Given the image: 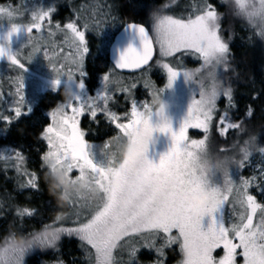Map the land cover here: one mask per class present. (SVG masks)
I'll use <instances>...</instances> for the list:
<instances>
[{
  "label": "snow or ice",
  "instance_id": "obj_1",
  "mask_svg": "<svg viewBox=\"0 0 264 264\" xmlns=\"http://www.w3.org/2000/svg\"><path fill=\"white\" fill-rule=\"evenodd\" d=\"M25 11L30 15V21L21 24L13 22V10L0 8V15L5 16L8 23L7 32L0 36V58H6L10 65L22 70L15 79L13 104L0 110V124L7 130L21 116L31 112L24 98L25 63L19 58V51H12L10 46L12 36L24 32L31 45L27 61L31 62L44 51L54 76L53 90L65 83L75 89L73 100L57 103L49 113L50 123L38 134V139L46 144L40 157V168L46 173L45 182L53 185L58 176L64 175L71 185L87 181L99 193L95 200H87L67 188L58 189L61 195L70 197L71 207L77 209L72 214L75 218L68 226L64 223L65 218L59 215L43 228L54 229L62 236L77 237L90 264H117L116 253L121 249L128 251L127 264H141L138 258L141 248L156 252L157 259L153 264H165V249L173 245H179L182 253L183 258L178 264H264V203L249 191L256 187L264 194V144L260 143V137L264 136V122L247 127L244 120L236 122L232 119L230 110L237 107L235 90L231 82L222 80L219 73L221 68L224 72H235L230 60L234 17L244 19L247 28L264 41V0H199L198 4L189 5L179 14L169 4H162L151 12V34L142 23H127L126 30L135 33L140 47L129 44L120 53L116 64L102 75V87L94 95L88 94L85 83L88 76L85 60L89 52L86 32L92 24L98 27V23L90 22L78 13L75 19L69 18L63 25L54 22V5L46 9L26 7ZM45 28L48 39L42 35ZM34 32L41 35H33ZM57 33L63 35L61 54L59 58H49L47 49L55 45L52 38ZM157 48L161 59L156 63L166 71L167 83L163 88H155L146 81L144 86L151 90L152 97L171 89L180 75L186 82L199 85L198 98L192 99L187 116L177 130L166 117L154 125L152 118L159 114L148 101L132 99L130 113H125L123 118L110 108L113 91L131 97L136 88V83L127 84L118 77L115 69L136 70L147 66L146 70H150ZM178 52L197 55L203 62L201 67L195 71L181 70L164 62V58L173 57ZM198 73L201 79L196 81L194 78ZM205 80L209 83L205 84ZM261 94L256 92L251 99H259ZM221 96L227 100L223 112L217 107ZM85 114H89L97 126L99 121L96 118L103 114L105 120L118 130L101 148L107 160L105 166L97 165L90 156L92 146L86 141L88 133L80 125V117ZM254 114L252 105H246L248 121ZM214 121L221 136L229 130L247 134L248 138L239 146V158L225 155L223 159L213 161L209 157L207 141ZM189 128L202 130L204 138L189 141ZM18 130L21 135L25 134V130ZM154 132L164 133L171 140L158 162L146 155L135 170L119 164L115 150L118 142L135 144ZM232 148L236 149L237 145L233 144ZM253 152L262 157L259 177L241 176L239 182L233 180L230 169L234 167L239 173L251 163ZM0 159L6 163L14 160L18 175L26 177L19 182L20 190H40L37 172L21 168L25 157L20 148L0 150ZM217 172L223 174L222 185L213 180ZM202 190L210 194L212 202L206 209L193 213V206L185 202L183 196L186 193L195 195ZM229 203L235 219L226 226L223 222L218 223L215 214ZM79 209L88 211L84 214ZM15 211L21 220L37 214L36 210L27 207H17ZM206 217L209 220L205 227ZM27 234L35 239L38 249L59 251L56 235L48 239L46 234ZM9 251L7 247L0 249V264H10L12 256L19 261L24 254L22 248L13 250L12 256ZM56 264L64 262L58 259Z\"/></svg>",
  "mask_w": 264,
  "mask_h": 264
},
{
  "label": "rangeland",
  "instance_id": "obj_2",
  "mask_svg": "<svg viewBox=\"0 0 264 264\" xmlns=\"http://www.w3.org/2000/svg\"><path fill=\"white\" fill-rule=\"evenodd\" d=\"M219 2V0H217ZM108 0H3L0 2V8H4L7 10H13L15 13L13 22L15 23H21V24H27L30 21V15L25 11L26 7L29 9L34 8H48L50 6H55L56 12L53 14V21L54 22H60L62 25L68 21L69 18L75 19L76 14L78 13L80 16H82L84 19L89 20L90 22H97L98 27L96 24H92V26L89 28V30L86 32V39L88 43L89 52L86 55V60L89 59L90 62H92L95 66H102L104 61V68L98 71H95L93 78L90 76H87L86 78V90L88 94L94 95L97 90L102 87L101 85V77L104 73L108 72L113 66H111L110 63H108L107 60V51L108 48L111 46L113 41V33L115 32L116 26H114L113 22V16H111V12L109 8H107ZM199 0H162L161 2L153 5L152 10L154 8L159 7L162 4H169V6L175 10V13L179 14L180 12H184L189 5L192 4H198ZM62 8V9H61ZM74 9L76 10L74 12ZM150 10L148 13V22H147V28L151 34V16L150 13L152 12ZM224 11V9H221ZM171 14V13H169ZM84 19L80 21L82 24L84 22ZM238 19L244 20L239 17H234L233 21H236ZM246 22V21H245ZM244 28L243 30H245ZM8 30V23L7 18L3 15H0V36H3ZM83 30V29H82ZM100 31L99 33H97ZM236 34V31L234 32V36ZM33 35H41V33L34 32ZM43 37L45 39H48V32L47 28L44 29L42 33ZM237 36H241L243 41H247L248 36L246 34H240L238 33ZM249 42L250 45L254 48L255 51H258L259 53L264 50V41H262L258 36L254 35V33L249 29ZM55 41V45L50 46L48 51L49 58H59L61 54V48L60 45L63 41V35L61 33H57L55 37L52 38ZM248 42V41H247ZM10 46L12 51H19L20 53V59L23 63H25L26 71L23 72L24 77V98H25V104L26 106L31 108V112L33 110L39 111V119H42V121L47 119V124L50 123V116L49 113L51 110H53L57 103L61 102L63 100L62 97V89L63 85H61L57 90H53L51 86V82L54 79L53 73L51 71L50 67V60L45 58L44 51H41L38 53L31 62H28L26 57L29 52H31V45L27 43V35L24 32H20L18 34H15L11 38ZM64 54H66V46ZM158 59H161L159 57L158 48L155 52V59L153 63L151 64V69L146 70L145 68L142 71L138 72H131L130 74L119 72L115 69V73L118 77L122 78L125 83L131 84L136 83V88L132 90L131 97L128 96L127 93H122L119 91H113V102H110V108L112 111L116 112L118 115H120L122 118L124 117L125 113H130L131 110V102L132 99H135L139 102L148 101L151 103L152 96H151V90L145 88V82L149 81L152 85L155 86V88H163L165 87L167 83V75L166 71L156 63ZM85 60V61H86ZM95 60V61H94ZM62 62V61H61ZM95 62V63H94ZM98 62V63H97ZM164 62H168L172 64L174 67H177L178 69H187L191 71H195L196 69H199L201 67V64L203 63L200 59L197 58V55L192 54L190 52H178L173 57L164 58ZM219 73L222 74L221 78L222 80H226V73L221 68L219 70ZM22 74V70H20L15 65H10L8 60L6 58H0V110L9 107L13 104L15 100V79L18 75ZM196 81H199L201 79V74L198 73L195 78ZM205 84L209 83V81L205 80ZM198 91H199V85L191 82H186L183 75L178 76L177 80L174 82L173 87L171 89H165L163 93V98L169 102L170 107L166 113L167 118L171 121L172 127L174 130L179 129L181 126L183 120L187 116L189 105L194 97L198 98ZM51 98V99H50ZM42 111V112H41ZM31 112H29L27 115H23L19 118L16 123H18L20 120H25L28 116H30ZM44 113V115H43ZM8 115H11V113H5ZM44 116V117H43ZM99 121V126L97 124L93 123L91 121L90 115L85 114L84 116L80 117V125L81 128L84 129L88 135L86 136V141L91 144L90 149V156L93 159L94 163L100 166H105L107 164V160L104 157V155L101 153V148L104 144V142L111 138L112 136H115L118 132L117 129H115L114 124H109L106 120L103 114H100L96 118ZM126 122V121H122ZM152 122L155 125L157 123V118L153 116ZM15 123V124H16ZM13 124L9 129L13 128L15 126ZM46 124V125H47ZM45 125V126H46ZM9 129L4 130L3 125L0 124V141L3 140V137H7V132ZM103 130V132H102ZM101 132V133H98ZM193 136H190L189 133ZM189 141L191 140H200L204 138V133L200 129L195 128H189L187 132ZM209 138L207 141V147H208V153L209 157L215 161V159H223L225 155H229V149L228 145L226 144V139L221 138L218 134V130L216 129L214 122L213 126L210 130V133L208 134ZM154 139L156 140L155 145H151L149 147L148 157L152 159L154 162H158L159 157L161 154L165 153L170 144L171 140L170 137L164 133L154 132L153 133ZM231 143L236 144L237 147L241 146V142L235 140H230ZM38 143L36 146H32L35 148V152L38 156V160L41 155H39V152L41 151V145ZM44 143V142H43ZM225 144V145H224ZM45 150H46V144ZM227 149L228 151H221V149ZM7 148H15L12 145H8L6 147V144L0 143V150H4ZM44 150V151H45ZM238 150V149H237ZM43 151V152H44ZM14 156V153L12 154ZM3 159H0V161ZM251 163L244 168V174H242L243 177L248 178L252 175H256L259 177V167L261 164L262 159L258 158V156L253 155V157L250 159ZM4 161V160H3ZM5 162V161H4ZM14 165V160H10L7 163L0 162V168L2 170L5 169V166L9 167L11 164ZM30 163V162H29ZM21 168L24 169V165L21 164ZM28 171H35L34 168H26ZM1 174H4L6 179L3 175L0 176V179H5L6 181H10V175L11 171H5ZM230 174L233 178V180H236L239 182L240 175H238L237 178L234 176V167L230 169ZM46 176V173H45ZM20 177V175H16L15 180L17 181V185H19V182L25 179L18 180L16 178ZM214 182L217 185H222L223 183V174L222 172H217V174L213 177ZM12 181V180H11ZM259 180L257 181V183ZM18 187V186H17ZM53 187V186H52ZM256 187L250 188L249 191L254 190ZM17 189L16 187L13 188ZM19 189V187H18ZM20 190V189H19ZM257 193H260L259 191H255ZM254 191H251V194L257 195V200L261 203H264V197L259 196ZM18 195H21L23 198L29 196L31 194V191L29 189H24L22 191L17 192ZM60 196H58V199L56 200L55 204H52L49 206V214H44L41 216L38 211H36V215L33 217H26V224L24 227L19 228L16 232L18 233H24L27 234L29 232H33L37 229H41L44 224L51 223L52 220H54L57 216L61 215L62 213L66 214V218L64 220V223L68 226L71 225V220L74 219V215H72L77 209L72 208L71 206H64L63 202L59 199ZM0 195V208L2 206V199ZM13 201V200H12ZM17 203L13 201V206ZM16 209V206H15ZM56 209V210H55ZM35 210V209H34ZM81 213L86 214L88 209H79ZM51 214H53L51 216ZM216 218L218 222H223L226 226L235 219V216L232 212V204H226L224 205L216 214ZM14 216L16 215V211H14ZM51 216V219H49ZM209 218H205L204 224L205 227L207 226ZM5 224V223H4ZM5 230V228H4ZM175 234V233H174ZM1 235V234H0ZM61 241V240H60ZM59 241V242H60ZM80 242V241H79ZM67 241H63L58 245V248L60 251H58V255L56 253H51L52 251L48 250H42L44 251V254H42L40 249H36L32 251L30 254H28L25 257L24 264H56V261L60 258L64 264L68 262L67 264H81L82 261H85V264H90L89 260L85 258V251L84 249L81 254H78V257H76L74 260L73 257H70L68 254V251L70 250L68 246ZM75 248L73 253H76V250H80L81 248H76V244L74 243ZM173 247H176V258L172 256L170 259L166 257L165 264H178L180 260H182V253L180 252L179 245H173ZM146 248H141V250H144ZM81 251V250H80ZM151 251V250H150ZM148 252V249H147ZM155 252V251H154ZM36 254V255H35ZM151 254V253H150ZM157 256L156 253H152ZM129 259L128 251L127 249H121L118 250L116 253V260L117 264H127ZM33 260V261H32ZM83 261V262H84ZM155 260H147L144 264H153ZM53 262V263H52Z\"/></svg>",
  "mask_w": 264,
  "mask_h": 264
},
{
  "label": "trees",
  "instance_id": "obj_3",
  "mask_svg": "<svg viewBox=\"0 0 264 264\" xmlns=\"http://www.w3.org/2000/svg\"><path fill=\"white\" fill-rule=\"evenodd\" d=\"M3 0H0L2 2ZM162 0H108V6L110 10L111 16H113V22L115 28V32L113 33V38L116 37L118 33H120L123 29L126 28V24L130 22H137L142 23L147 28V22L149 11L152 10L153 5L161 2ZM62 9V8H61ZM228 21H225V25L227 26ZM233 25V39L230 44L231 49V56L230 60L232 61V68L235 69V72L229 71L226 73V80L225 82H231L234 90H235V99L237 107L235 109H231V117L234 121L239 122L240 120L245 121V125L247 127H252L259 125L261 122H264V50L262 52L255 51L254 48L250 45L249 42V28L246 26L245 20L238 19L236 21L232 20ZM246 28L245 30H243ZM236 31V34L234 36V32ZM246 34L248 36V42L243 41L241 36H237V34ZM225 35H228V33H225ZM109 49L106 53V57L108 60V63L111 64V66H114L115 63L110 58ZM95 61V60H94ZM102 66H95L92 62H90L89 59L85 61V67L88 72V76L92 77L94 76L95 71L101 70L104 68V61H102ZM95 63V62H94ZM98 63V62H97ZM119 72H122L120 69H116ZM123 73V72H122ZM238 77V78H237ZM261 92V96L257 100H252L251 97L254 93ZM51 99V98H50ZM251 104L253 109L255 110V114L251 121H248V119L245 117V111H246V105ZM227 106V100L225 97L221 96V98L217 102V107L220 112H223V110ZM42 112V111H41ZM39 111L33 110L25 120H20L18 123L15 124V126L7 132V137H3L0 141L1 144H6V147L8 145H12L13 147L20 148L22 150V154L25 157V160L22 162L25 168H34L37 170V174L40 177L39 179V191H31V194L25 198H23L21 195H18L19 190L17 185V181L15 180L16 175H18L16 167L14 165H11L7 167L5 166V169L2 170L0 168V176L4 174H1L5 171H11L10 180L9 182L6 181V179H0V195L2 199V206L0 208V243H3L5 238L10 236V233L16 232L19 228H22L26 224L25 218L21 220L18 216H14L15 206L17 207H27L29 209H35L38 211V213L43 216L45 213L49 214L48 211L49 206L56 203V200L58 199V196H60L59 190L54 189L52 185L45 182V172L41 170L40 164L41 160L35 152V148L32 146L38 145L41 140L38 139V134L42 130V128L47 124V119L42 121V119H39L38 115ZM44 115V113H43ZM219 115V112L217 113ZM44 117V116H43ZM214 125L216 129L218 130L216 126V122L214 121ZM18 129L25 130V134L21 135ZM103 132V130H102ZM98 133H101L98 131ZM189 133L190 136H193ZM219 134V131H218ZM221 138L226 139V144L228 145L229 149V155L228 156H235L236 158H239V147L236 149H233V143H231V139L241 142V146L243 145V141L248 138L246 133H237L235 130H229V132L225 136H221ZM41 151L39 152V155L43 153L45 150V143L41 142ZM260 143L264 144V136L260 137ZM225 145V144H224ZM225 149V147H223ZM238 149V150H237ZM253 155L258 156V158L262 159L259 153L253 152L250 159L253 157ZM41 157V156H40ZM0 162L5 163L3 160ZM30 162V163H29ZM244 174V169L239 170V173L236 168H234V176L235 178L238 177V175L242 176ZM18 180L26 179V177H23L20 175V177L16 178ZM18 186V187H17ZM17 188L14 189L13 188ZM251 191L255 192L258 191L257 188L254 190L251 189ZM250 191V192H251ZM261 197H264V194L257 193ZM257 197V195H256ZM258 198V197H257ZM60 199V197H59ZM15 201L17 204L13 206V201ZM56 210V209H55ZM53 214H51L52 216ZM51 216L49 219H51ZM5 223V224H4ZM219 223V222H218ZM5 228V230H4ZM67 241L69 244L70 250L68 251V254L70 257L75 258L78 257V254L83 253V249L80 247L79 239L75 236L68 237L63 236L61 241L58 243V245L63 242ZM77 245L76 248L80 247L81 251L78 249L76 250V253H73L75 245ZM159 244V241H157ZM52 251L51 253H56L58 255V251L48 249V251ZM60 251V250H59ZM176 247H171L165 249V255L168 259H170L172 256L176 258ZM42 254H44V251H42ZM78 253V254H77ZM151 253V254H150ZM152 253L154 250H140L138 253V258L141 264H144L147 260H156L157 256ZM36 255V254H35ZM59 260H61L59 258ZM33 261V260H32ZM84 261V260H83ZM81 264H85V261ZM53 263V262H52ZM68 262H66L67 264Z\"/></svg>",
  "mask_w": 264,
  "mask_h": 264
},
{
  "label": "clouds",
  "instance_id": "obj_4",
  "mask_svg": "<svg viewBox=\"0 0 264 264\" xmlns=\"http://www.w3.org/2000/svg\"><path fill=\"white\" fill-rule=\"evenodd\" d=\"M152 13H150V16ZM75 96V89L71 84L65 83L62 89V97L64 102H71ZM152 106L155 111L159 114L157 117L158 122H162V118H167L166 113L170 107L168 101L163 98V95H156L152 97ZM156 140L154 139L153 133L138 140L135 144H130L126 141L118 142L116 145V154L118 157L119 164L125 166L130 170L138 168L141 160L148 154L149 147L155 145ZM203 159V157H202ZM54 189L67 188L69 192L77 193L81 198L87 200H95L99 193L98 191L88 184L87 181H82L78 185L73 186L68 182V179L64 175L57 177L55 183L52 185ZM185 202L193 206V213L196 210L206 209L212 202V197L206 190H202L195 195L186 193L183 196ZM60 200L64 206H71V199L67 195L60 194ZM62 218H66V214H61ZM35 235H45L46 238L51 239L54 235L58 238L57 243L62 239V235L55 233L54 229L45 230L43 227L33 231ZM13 235L5 238L3 243H0V249L7 247L9 255L12 256V252L15 249H24L22 258L17 261L14 256L10 261V264H24L25 257L32 251L36 250L38 245L32 236L24 233L13 232ZM10 241V242H9Z\"/></svg>",
  "mask_w": 264,
  "mask_h": 264
},
{
  "label": "water",
  "instance_id": "obj_5",
  "mask_svg": "<svg viewBox=\"0 0 264 264\" xmlns=\"http://www.w3.org/2000/svg\"><path fill=\"white\" fill-rule=\"evenodd\" d=\"M129 44L137 48L140 47V41L136 37L135 33L130 30H126L125 28L115 37L114 44L111 49V56H112L111 59L113 60L115 64L119 58L120 53L124 51L129 46ZM154 57H155V53H154L153 59ZM152 61L150 62V64L152 63ZM120 70L127 71V72H138L143 69H136V70L120 69Z\"/></svg>",
  "mask_w": 264,
  "mask_h": 264
}]
</instances>
